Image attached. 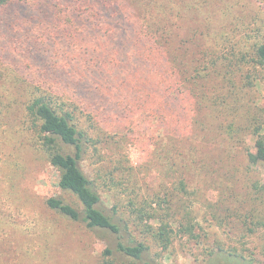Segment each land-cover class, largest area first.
<instances>
[{"label": "rangeland", "instance_id": "obj_1", "mask_svg": "<svg viewBox=\"0 0 264 264\" xmlns=\"http://www.w3.org/2000/svg\"><path fill=\"white\" fill-rule=\"evenodd\" d=\"M81 1L61 0L53 9L63 20L79 8L89 14L72 48L63 33L74 26L58 22L57 34L54 18L38 12L43 2H28L26 12L36 11L31 20L21 6L0 9V96L7 93L9 113L0 116V264H102L106 248L103 233L46 205L59 195L77 200L59 189V172L23 116L28 83L3 57L23 58L37 43L55 46L51 53L59 56L50 61L61 70L86 65L102 72L100 110L82 119L100 153L91 149L81 166L105 206L131 221V201L141 208L170 193L191 213L196 238L177 230L167 250L148 241L157 264H208L221 251L264 264V194L257 189L264 160L252 165L247 156L264 143L253 134L261 129L264 136V81L250 83L252 64L245 63L233 69L236 87L224 84L234 55L263 40L264 0H118L110 7ZM123 17L145 40L162 38L165 60L116 35ZM254 74L262 78L264 69ZM230 124L238 138L226 133Z\"/></svg>", "mask_w": 264, "mask_h": 264}, {"label": "trees", "instance_id": "obj_2", "mask_svg": "<svg viewBox=\"0 0 264 264\" xmlns=\"http://www.w3.org/2000/svg\"><path fill=\"white\" fill-rule=\"evenodd\" d=\"M29 1L43 2L44 5L38 9V12L49 17L51 15L54 18V24H57L55 27L57 34L62 32L59 23L68 24L70 22L69 24L74 26L66 27L65 33H63V38L70 48H72V41L78 40L79 37L75 30L80 28L82 34L87 31L84 25H89L87 17L89 14L85 10L76 9L73 19L68 18L67 20H63V16L53 10L61 0H0V9L21 6V9L23 8L21 15L31 20V17L36 15V11L26 12L25 9H27ZM77 1L82 2L81 0ZM97 1L101 4V0ZM102 1L108 7L119 2L118 0ZM89 2L86 1L82 4L91 5ZM95 14L96 17L97 12ZM119 20L123 22H118L116 35L129 38L126 40L136 48L149 45L153 51L155 49L158 51L160 59L165 60L161 37L155 38L147 34L146 41L145 36H140L138 33V28L136 24L132 23L131 18L123 17ZM262 39V41L259 39L255 44L250 45V49L246 53L234 55L236 58L230 60V64L234 66H231L230 75H225L224 84H227L228 87H236L232 76L235 74L233 69L245 63L252 64L253 71L251 70L248 77L250 83L254 82L255 86V83L264 81V75L259 78L254 74V69H264V36ZM54 47L52 46L53 50ZM53 50H48L42 44L37 43L30 47L29 53L23 58L12 53H6L3 56L9 58L4 62L16 63L15 66L12 65L15 73L28 83L27 93L21 104L23 116L26 123L29 124V129L36 134L40 151L45 154L51 166L59 172V189L62 193L70 194L77 200V204L74 205L59 195L49 198L46 205L59 216L83 224L93 234H104L106 248L102 255V264H157L151 253L152 246L148 241L160 246L162 250H167L172 244L177 230L184 236L196 238L195 226L189 219L191 213L186 205L182 206L180 202L176 203L175 195L170 193L166 194L164 198L156 196V200L150 203L146 202V205L141 208H137L131 201L130 205L133 207L129 215L131 221L121 216L117 207L110 209L105 206L99 186L88 177L81 166L84 157L91 149L100 153V148L93 137L83 128L82 119L83 117L90 118V111L100 110L97 104L101 103L102 86L105 85L104 78L101 70L92 69L86 65L61 70L50 61L59 56L56 53L53 55L51 53ZM159 61L161 60L157 58L153 60L155 63ZM216 63V61L213 62V67L216 66ZM169 77L177 79L172 74H169ZM108 99L110 100V98ZM6 104L8 105V96L5 92L4 96H0V116L9 114ZM237 130L235 125L230 124L226 133L231 138H238ZM260 132L261 129L256 130L253 134L259 138L264 137ZM247 156L252 165L264 160V143H259L257 154L248 149ZM257 189L259 193L264 194V184L259 185ZM180 190L186 195L187 189L184 183H181ZM154 205H157L158 208H154ZM134 224L135 228L142 233L143 241L135 236L132 229ZM215 255L217 256H214L208 264H252L250 260L237 252L221 251Z\"/></svg>", "mask_w": 264, "mask_h": 264}]
</instances>
